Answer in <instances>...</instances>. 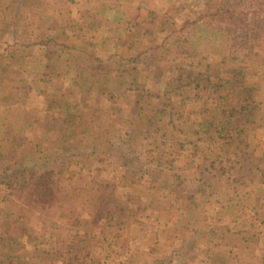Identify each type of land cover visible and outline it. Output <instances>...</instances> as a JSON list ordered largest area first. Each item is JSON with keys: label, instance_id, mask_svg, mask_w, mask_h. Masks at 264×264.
<instances>
[{"label": "rangeland", "instance_id": "obj_1", "mask_svg": "<svg viewBox=\"0 0 264 264\" xmlns=\"http://www.w3.org/2000/svg\"><path fill=\"white\" fill-rule=\"evenodd\" d=\"M228 1L239 3L230 13L224 12L225 18H212L201 23L202 27H184L211 2ZM255 11L264 13V0H0V152L16 146L26 130L34 147L46 152H55L68 141L102 145L100 135L84 129L61 132L67 127L57 124L64 115L50 107L62 96L66 103L79 105L74 112L93 106L107 122L117 118L134 121L118 132L122 135L138 132L141 108L147 106V102L136 104L127 98L131 86L153 87L160 81L159 92L173 104L166 112L169 122L160 117L148 119L150 128L145 133L150 137L140 151L144 159L152 151L164 155L162 164L155 158L140 170L117 174V162L103 166L93 154L77 158L82 166L73 162L74 175L65 172L61 189L71 199L81 195L79 214L73 209L43 214L28 205L25 191L8 201L1 196L0 227L17 230L14 238L26 246L13 252V257L29 263V252L40 247L52 251L56 257L52 263H57L63 259V239L80 230L93 243L88 248L97 255L98 264H147L164 253L162 234L196 221L199 225L207 222V230L218 232L209 238L224 254L215 263L210 248L199 250L189 264H264V33L251 44L243 42L247 35L243 21L253 18ZM117 55L132 57L138 64L127 71L115 62ZM95 79L112 83L111 88L105 92L97 86L92 91L89 81ZM210 79L223 84L212 88ZM250 95L254 99L243 119L255 129L240 137L238 129L244 123L233 126L230 103ZM208 117L227 133V139L213 144L215 151L209 154V160L215 161L212 171L221 167L225 171L216 170L213 190L227 206L201 205L200 210L202 197L187 190L195 188L199 175L186 166L189 142L200 137ZM172 120L177 125L174 131L169 128ZM234 149L238 152L231 157ZM203 157L195 159L196 164H202ZM100 168H106L102 174L107 181L113 178L117 183V176H127L117 189L96 190L93 178L101 174ZM177 172L186 179L183 189L177 188ZM163 180L172 185L170 191L161 188ZM113 190L121 194V201L132 194L131 199L146 209L136 224L128 218L117 226V215L114 220L99 219L105 217L111 204L107 193ZM71 220L75 221L62 222ZM117 238L129 244L127 251L110 245ZM157 248L161 253L155 252ZM227 256L234 262L228 263Z\"/></svg>", "mask_w": 264, "mask_h": 264}, {"label": "trees", "instance_id": "obj_2", "mask_svg": "<svg viewBox=\"0 0 264 264\" xmlns=\"http://www.w3.org/2000/svg\"><path fill=\"white\" fill-rule=\"evenodd\" d=\"M239 3V2H238ZM238 3H233L232 1H228L223 4H215L211 2L208 7L204 10H201L197 17L194 20H188L184 27L191 26L196 24V26L202 27L200 24H206L212 18H219L221 16L226 17L224 12L230 13L232 8L235 7ZM244 3L242 4V6ZM245 16L248 14L245 13ZM241 18V15H240ZM252 19V20H251ZM246 18L243 21V26L247 31V35L245 34L243 38V42L245 45L251 44L254 40H259L262 33H264V13L262 14L259 11L253 12V18ZM242 20V19H241ZM243 43V45H244ZM113 63L112 58L108 60ZM118 65L121 68L129 71V67L133 65V63L138 64V61H135L132 57L128 58L124 55H117L115 59ZM103 63V62H102ZM104 63H107L104 62ZM130 64V66H129ZM107 66V65H104ZM209 74L210 73V64L207 65ZM138 68V67H137ZM136 69V67L134 68ZM135 70H131V72ZM99 76V75H98ZM101 80V81H100ZM100 80H92L89 81L91 85V90L93 91L97 86L103 91H108L111 87L109 84H112L108 81ZM178 81V77L175 76L174 82ZM231 81V80H230ZM153 87L149 85H143L139 88L130 87L129 95L127 98L136 104H141V102H147V106L141 108V118H139V130L134 135L133 133L127 132L122 135V129H125L130 126L131 122L123 118H117L115 120H111V122L105 121L104 115H98L96 112V107L87 106V109L76 110L79 107L78 104H68L63 101V96L60 102L51 106L50 109H58L62 116V122L58 123L57 126L65 125L61 132H67L72 134L74 132H78L77 130L84 129L85 131H89L91 133H95L96 136L100 135L102 137L103 144L99 146L95 145H86L82 143H77L75 141H68L60 145L55 152H46L38 149V146L34 147L33 141L29 136H27V130L21 133V141L16 145H11L3 152H0V197L1 199H5L6 201L12 200L16 195H18L21 191H25V193L29 196L28 205H33L36 209H38L41 213L46 215H52L56 213L58 210L73 209V213L79 214L77 211V205L80 204L81 195H73V198L69 197V195L65 194V191L61 189V185L64 188L65 181L63 176L66 171L70 172L72 175L71 166L73 162L82 166L80 161H77V158L81 156H89L93 154L95 159L102 164L103 166H107L108 163L117 162V174L119 172L128 170H140L143 166L150 165L154 162L155 158H160L159 165L162 164V160L165 159L164 155H155L152 154L153 151L146 155L147 159H144L140 155V151L145 149L146 142L150 137L147 133L149 128V118L151 117H160L161 119L170 120V116L166 115L168 108H172L173 104L170 103L168 99L161 95L159 92L160 81H156ZM228 82V80H227ZM210 84L212 88H216L222 83H213L210 79ZM245 86V84H242ZM249 92L252 89L247 88ZM254 99L253 95H250V98L246 96L239 97L236 102L230 103L231 107V115L229 116L233 126L237 124L244 123L246 124L244 127L238 129V136H242L245 133H250L254 131L253 123L248 120L243 119V114L247 111L248 103ZM66 100V99H65ZM228 100V99H226ZM67 101V100H66ZM253 106L259 105L255 103ZM12 108H7V110H11ZM173 110L171 111V115L173 114ZM73 115V116H71ZM242 117V118H240ZM245 117H249L245 116ZM207 123L204 124L202 133L197 140H192L189 142L190 145V160L187 162L186 169H191L199 175V179L194 189L187 188L190 192L193 193V196H201L202 202L197 207L201 210V205L206 206L207 208L211 205H219L223 203L224 206H227L226 202L217 199L215 191L213 190V185L215 182L216 174L225 172L223 168L216 169L218 172L212 171L215 167V161L209 160V154L215 151V147L213 144H217V142L221 143L226 137V132L220 126H216L215 121L210 117ZM213 121V122H212ZM174 121L172 120L169 125V128L174 131L177 125L172 124ZM211 122V123H210ZM63 128V127H62ZM244 128V129H243ZM115 129V130H114ZM112 130H114L112 132ZM117 130V135L114 133ZM240 130V132H239ZM150 132V131H149ZM142 140H138L141 139ZM236 138L232 140L234 143ZM65 141V140H62ZM245 145V144H244ZM247 146V145H246ZM237 149H234L232 153L229 155L233 157L235 153H237ZM155 155V156H154ZM203 155V163L196 164L195 159L199 156ZM154 156V157H153ZM236 161V159H235ZM233 161V162H235ZM245 162V159H244ZM168 162L165 161L164 164ZM197 165V166H196ZM101 174L93 178V181L96 182L98 189H103L106 187H111L117 189V185L120 184L121 180L125 177L117 176V183L113 178L110 181H107L103 176L102 172H105L106 168H100ZM113 173V171L111 172ZM110 173V174H111ZM182 173L177 172L175 174L176 179L180 181V184L177 185L178 189H183L182 184L186 183V179ZM226 175L227 173H223ZM157 179L160 180L159 176ZM60 181V184H58ZM161 181V180H160ZM53 183V185H52ZM161 188L166 191L171 190V184L165 180L161 182ZM210 187V188H209ZM92 190L94 188L92 187ZM81 191V190H80ZM79 191V192H80ZM96 192V191H95ZM109 198L111 196L110 202L111 204L105 209L106 214L105 217L99 218L101 221L114 220L115 215H117V226H122L121 221L124 223L126 220L131 219L134 224L140 220V214L146 210L143 209L140 204L134 200H132V194L127 193L126 198L121 201V194L116 193L114 190L111 193H107ZM65 196H68L65 199ZM200 197V198H201ZM68 198H70L68 200ZM191 204V203H190ZM32 210V209H30ZM31 213V211H30ZM138 215L132 219L131 215ZM32 215V213H31ZM71 216V215H69ZM56 217V215H54ZM75 220L71 221H62L63 223H71ZM129 223V222H128ZM208 223H202L201 225L197 224L196 221L192 222H184L182 225H178L173 227V229H169L167 233L162 234L161 242L163 243V254H160L159 257L149 261L147 264H189L191 257L199 250H209L211 261L216 263L217 257L221 254L223 255L222 249L216 248L217 244L213 242L209 237L218 233L215 230L206 229L205 225ZM193 225L203 226L202 229L190 228ZM76 227L75 230H77ZM14 235L18 236L17 230L5 229L0 227V264H98L97 260L100 261L97 255H94L89 249V246H92L93 243L88 238H85V234H82L80 230L75 232L72 235L66 236L63 239L61 244V251H63V259L57 263H52L56 260L54 253L46 248H34L30 253L32 257L31 262L21 261L13 257V252L17 250H25L26 246L22 245L21 241L14 238ZM96 239V237H94ZM9 239V240H8ZM97 243H98V239ZM120 239L117 238V242H113L110 245H118L117 248L123 249L125 251L128 250L129 244L127 242H120ZM86 242V243H85ZM159 242V244L161 243ZM214 244V245H213ZM226 251H230V248L225 247ZM155 252L161 253L160 248H157ZM242 251L239 250L238 254H241ZM51 254L52 257H48L47 255ZM44 256V258H43ZM228 257V263L234 262V259H230ZM16 259V260H15ZM97 259V260H96ZM220 261V260H219Z\"/></svg>", "mask_w": 264, "mask_h": 264}]
</instances>
